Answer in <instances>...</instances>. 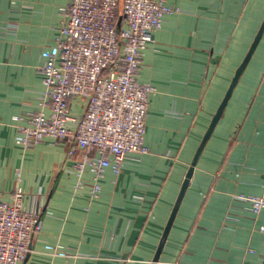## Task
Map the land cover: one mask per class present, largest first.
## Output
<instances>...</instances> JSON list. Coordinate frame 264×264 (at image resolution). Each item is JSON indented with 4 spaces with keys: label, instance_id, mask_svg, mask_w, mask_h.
Masks as SVG:
<instances>
[{
    "label": "crops",
    "instance_id": "0c3cea01",
    "mask_svg": "<svg viewBox=\"0 0 264 264\" xmlns=\"http://www.w3.org/2000/svg\"><path fill=\"white\" fill-rule=\"evenodd\" d=\"M163 1L178 12L142 50L137 75L153 88L147 153L131 154L118 174L108 167L92 197L89 170L76 187L79 150L69 157V144L52 138L18 143L39 110L40 67L69 0H0V201L22 190L24 209L41 224L19 264H264V210L256 215L239 199L264 192V32L180 197L264 20V0ZM84 109L85 100L71 101L73 116Z\"/></svg>",
    "mask_w": 264,
    "mask_h": 264
},
{
    "label": "built area",
    "instance_id": "2783aa9c",
    "mask_svg": "<svg viewBox=\"0 0 264 264\" xmlns=\"http://www.w3.org/2000/svg\"><path fill=\"white\" fill-rule=\"evenodd\" d=\"M59 11V34L40 67L43 98L20 127L18 143L32 148L47 138L66 141L69 157L78 150L81 155L74 164L76 187L86 186L82 175L89 170L91 194L97 197V180L108 167L118 174L131 154L147 153L144 134L153 88L137 81L141 52L163 19L178 10L163 0H69ZM74 98L85 100L79 118L70 111ZM23 199L17 189L10 202L0 201V264L23 262L41 231L39 214L26 211ZM239 199L256 215L264 210V192Z\"/></svg>",
    "mask_w": 264,
    "mask_h": 264
},
{
    "label": "water",
    "instance_id": "95a60500",
    "mask_svg": "<svg viewBox=\"0 0 264 264\" xmlns=\"http://www.w3.org/2000/svg\"><path fill=\"white\" fill-rule=\"evenodd\" d=\"M263 32H264V20H263V22H262V24H261V26H260V28H259V30L257 32L252 44H251L246 56L242 60V62L239 65V67L236 69V71L234 73V76H233V78H232V80L230 82V85H229V87H228V89H227V91L225 93L224 98L222 99V101L219 104L215 114L212 117L210 125H209V127H208V129H207V131H206V133H205V135H204V137L202 139V142H201L200 146L198 147V149H197V151L195 153L193 161L191 162L190 167H189V169L187 171V174H186L185 180H184V184H183V187L181 189L180 197H182L183 191H184L186 185L188 184V182H189V180H190V178L192 176V173H193L194 167L196 165V162L198 160V157H199V155H200V153H201V151H202L207 139L210 137V135H211L212 131L214 130L216 124L220 120V118H221V116L223 114V111H224V109H225V107H226V105H227V103H228V101H229V99H230V97L232 95V92H233L235 86L237 85L238 80H239L240 76L242 75L243 71L245 70L247 64L249 63V61H250V59H251V57H252V55H253V53H254V51L256 49L261 37H262ZM173 211H175V209ZM168 228H169V224L167 226V229ZM160 247H161V245H160ZM160 247L158 248L156 256L154 257V260H153L154 262L158 259V255L160 253Z\"/></svg>",
    "mask_w": 264,
    "mask_h": 264
}]
</instances>
